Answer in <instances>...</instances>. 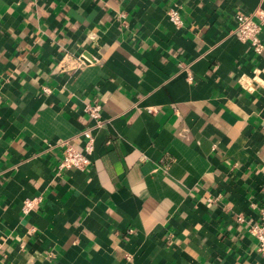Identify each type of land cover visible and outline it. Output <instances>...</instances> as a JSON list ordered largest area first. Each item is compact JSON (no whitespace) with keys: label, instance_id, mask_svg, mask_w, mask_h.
Instances as JSON below:
<instances>
[{"label":"crops","instance_id":"1","mask_svg":"<svg viewBox=\"0 0 264 264\" xmlns=\"http://www.w3.org/2000/svg\"><path fill=\"white\" fill-rule=\"evenodd\" d=\"M236 12L264 47V0H0V264H264V50Z\"/></svg>","mask_w":264,"mask_h":264},{"label":"built area","instance_id":"2","mask_svg":"<svg viewBox=\"0 0 264 264\" xmlns=\"http://www.w3.org/2000/svg\"><path fill=\"white\" fill-rule=\"evenodd\" d=\"M122 15V14H121ZM166 16L175 27L182 24L179 13L175 8H168ZM259 16L263 19L264 15ZM233 31L236 37L240 40L247 41L253 50L260 52L264 50L263 44L258 38L259 24L251 19L249 14L244 12H236L234 14ZM81 57V58H79ZM77 57L78 62L85 59L82 56ZM86 113L94 120V125H99L102 121L100 118V106L98 103H86L84 106ZM83 136V144L81 148H76L73 145L64 142L62 146L61 155L57 161V168H75L84 169L90 162L89 154L92 150L93 135L89 129H84L81 132ZM32 203L31 199L24 202V209H28ZM248 231L256 239V249L264 257V211L261 212L260 220L251 223L248 226Z\"/></svg>","mask_w":264,"mask_h":264}]
</instances>
